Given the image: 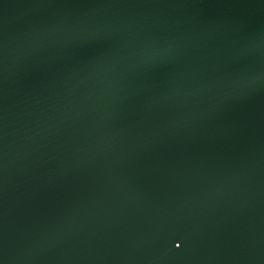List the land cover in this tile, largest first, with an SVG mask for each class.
<instances>
[{"label": "water", "instance_id": "95a60500", "mask_svg": "<svg viewBox=\"0 0 264 264\" xmlns=\"http://www.w3.org/2000/svg\"><path fill=\"white\" fill-rule=\"evenodd\" d=\"M0 264H264V0H0Z\"/></svg>", "mask_w": 264, "mask_h": 264}]
</instances>
